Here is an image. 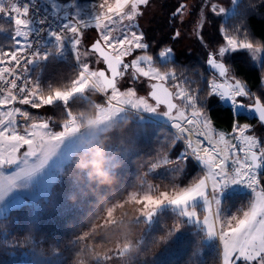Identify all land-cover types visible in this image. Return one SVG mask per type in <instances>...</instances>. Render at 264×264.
<instances>
[{"label": "snow or ice", "instance_id": "1", "mask_svg": "<svg viewBox=\"0 0 264 264\" xmlns=\"http://www.w3.org/2000/svg\"><path fill=\"white\" fill-rule=\"evenodd\" d=\"M14 2L16 6L10 18L13 22L20 21L14 39L16 47L26 51L30 45L19 41L27 40L30 35L27 31L30 7L28 4L21 6L17 0ZM49 2L55 14L63 9V17L71 21L61 26L62 32L52 31L50 35L60 45L72 39L80 75L69 91H57L53 96L44 97L33 82L15 71L20 53L0 49V199L11 195L17 187L16 181L31 179L37 173L40 167L38 150L45 136L60 142L65 158L75 150L74 141L66 140L79 130L71 115V102L77 95L86 94L90 84H95V88L103 92L107 107L105 118L122 109L134 110L140 115L162 114L168 127L175 130V144L183 142L178 157L172 159L169 155V158L184 166L189 160L202 166L203 174L188 185H179L170 193L156 197H143L149 204L147 222L151 223L156 210L166 211L162 206H171L174 211L178 210L180 217L186 218L182 222L203 224L207 234L220 241L222 264H264V178L261 177V170H264V140L261 139L264 136V95L252 92L230 72L226 63V57L240 51L250 53L253 59L264 55V46L250 39L243 28L233 29L232 34L227 28H219L221 43L209 49L204 39L205 26L214 17H224L228 10L220 0H201L195 12L194 34L202 47L209 49L206 65L212 71L207 79L200 73L199 80H181L176 69L169 66L174 49L164 46L154 56L144 33L138 30V19L150 0H100L92 8L91 19L84 22L74 0L63 4H57L56 0ZM240 2L230 0L233 11ZM260 2L264 4V0ZM3 3L4 0H0V6ZM69 9H74V13L70 14ZM187 11V5L181 2L172 17L182 18ZM87 28H94L98 39L85 48L82 38ZM180 37L181 31L176 29L172 38ZM81 51L86 54L83 59ZM136 52L139 54L126 62L125 58ZM92 56L105 68L94 69L89 59ZM41 58L47 60V56L40 57L39 53H33L28 60L35 62ZM125 76L129 77L130 86L122 90L119 85ZM141 78L148 82L146 95H138L136 87L131 86ZM168 85L175 90H170ZM261 86L264 87V79ZM212 98L230 104V131L214 127L207 110ZM57 104L62 106L65 119L70 121L62 124L60 130L54 129L52 118L34 116L20 107L27 105L39 109ZM245 112L255 116L262 130L259 136L252 125L240 123L239 117ZM11 169L15 172L9 171ZM6 171L9 174L6 175ZM178 171L182 173L184 167ZM238 187L250 190L251 199L237 215L227 219L222 215L223 205L235 195ZM200 202L202 212L198 211Z\"/></svg>", "mask_w": 264, "mask_h": 264}, {"label": "trees", "instance_id": "2", "mask_svg": "<svg viewBox=\"0 0 264 264\" xmlns=\"http://www.w3.org/2000/svg\"><path fill=\"white\" fill-rule=\"evenodd\" d=\"M179 4L174 0L167 1L161 8L160 16L154 19L158 18L160 27H154L155 22H150L152 26L144 35L154 56L158 49L171 45L174 49L171 62L181 72H190L192 77L189 80H199L200 73L205 79L210 76L212 70L206 65L207 52L221 43L219 28H227L229 34L233 29L243 28L250 39L264 46V4L260 0H241L226 20L213 18L210 32L213 35L206 33L209 49L198 44L196 48L187 46L182 50V39L174 41L172 38L175 27L166 26ZM4 22L11 21L0 16V23ZM1 47L5 50L13 48L7 44ZM67 55L60 59L54 53L45 64H36L31 70L30 76L46 93H50V87L56 84L70 87L79 77L72 53ZM226 63L230 72L252 92L264 95V87L261 86L264 55L259 62L250 53L240 51L226 57ZM178 75L181 77V74ZM200 86L204 87L203 84ZM100 98L101 95L97 100L92 95L88 99L74 98L71 112L94 116L97 103H101ZM47 110L48 116L60 122L66 120L61 105L48 107ZM207 110L217 130L230 131L231 106L212 98ZM38 114L34 112L33 115ZM239 121L241 124L249 123L258 136L261 134L253 114L245 112ZM111 128V132H102L90 148L107 141L105 170L114 177V183L109 186L89 180L86 172L76 168V162L87 156L90 149L75 153L48 195L11 211L0 221V264H221L220 247L214 241H208L204 226L182 222L186 218L180 217L178 210L174 211L171 206H167L166 211L160 210L153 224L145 219L104 224L106 215L115 205L147 190L146 185L139 184L146 177H152L154 183L162 178L168 179L167 166L161 165L174 162L172 159H176L183 150V142L175 144V131L164 124L134 117L125 118ZM261 139L264 140V136ZM110 161L114 162L111 166ZM155 168L159 171L154 173ZM199 172L196 163L189 160L184 171L173 176L176 182L170 179L169 185L186 186L198 177ZM261 177L264 178V170ZM162 189L163 183L151 187L154 194Z\"/></svg>", "mask_w": 264, "mask_h": 264}, {"label": "rangeland", "instance_id": "3", "mask_svg": "<svg viewBox=\"0 0 264 264\" xmlns=\"http://www.w3.org/2000/svg\"><path fill=\"white\" fill-rule=\"evenodd\" d=\"M43 3L47 4L50 8L51 3L49 0H42ZM167 1L171 0H150V3L148 6L143 7V15L139 17L138 19V24H139V31H142L143 33L146 30H149L150 27V22H155L153 25L154 27L158 26L160 27L159 23L160 21L158 18L156 21H154L155 16L159 17L161 14V8L164 6V4ZM177 2H183L187 5L188 11L185 13L184 17H177L173 18L172 14L170 15L169 19L171 20L168 25H166L168 28L175 27L176 29H180L181 31V37L179 39H182V44L180 49L185 50L187 46H193L196 48L198 44H201L196 35L194 34V20H195V12L199 10V5L201 4V0H174ZM72 1H60L56 0L57 4H63V3H71ZM74 2L78 5L77 11H80L81 13V18L83 19L82 22L90 20L91 19V12L92 8L95 4L100 3V0H74ZM220 4L227 9V14L224 17H221L222 19H227L230 15H232L235 10L233 11L232 6L230 4V0H220ZM6 8V4L3 3L2 6H0V15L3 11V9ZM236 9V7H235ZM53 10V8H52ZM74 9H69L70 14L74 13ZM61 15H64L63 9L59 11ZM64 18V17H63ZM215 18H220V17H214ZM6 20V19H5ZM183 20V23L181 22ZM7 21V20H6ZM65 23H71V21L64 20ZM20 23V21H11L10 23L4 22L0 23V47L2 44H7L11 45V47H16L17 41L14 39V36L17 32V25ZM213 21H209L204 29V39L208 42L209 37L206 35V33H209L210 35H213L210 33L213 27ZM152 26V25H151ZM223 29V28H222ZM32 23L30 22V26L27 28V31L29 33L32 32ZM28 39V38H27ZM98 39V33L94 28H87L83 30V38H82V45L83 47L87 48L91 43ZM8 41V43H4L2 41ZM174 41H177V39H173ZM20 43L26 44L27 40H21L19 41ZM72 42V47H73V41ZM53 44H47L44 45L40 48L39 54L40 57L47 56V60L44 59H38L37 65L39 64H45L52 56H54V53H57L60 49L63 50V45H59L56 50L54 48L52 49ZM174 46V45H173ZM171 47V45H170ZM173 48V47H172ZM54 50V53H53ZM139 53L136 52L133 54L132 57H126L125 60L126 62L130 61L131 59L134 58L135 55H138ZM202 54V53H200ZM85 53L81 51L80 57L83 59L85 57ZM68 55L64 56H56L60 59L66 58ZM174 57V55H173ZM263 55H257L256 60L259 62L262 60ZM73 62L76 65L77 69L79 70V75H80V64L77 63L76 57H75V50L73 48ZM91 66L94 69H101L104 68L105 65L100 62L96 63V57L92 56L89 58ZM36 65V66H37ZM170 67H176L175 63L170 62L169 64ZM177 71V75L182 74L180 79L187 78L189 79L192 77V74L190 72H181L182 70L178 67L175 68ZM179 76V75H178ZM79 78V77H78ZM77 78V79H78ZM76 79V80H77ZM75 80V81H76ZM30 81L33 82L34 85L37 86L39 93L44 96V97H50L53 96L57 91L60 92H67L71 89L72 86L70 87H65L61 84H56L53 87H50V93H46L43 88L37 85V83L30 77ZM147 81L141 78V80L136 83L135 85H131L136 87L138 91V95H146L148 92V87H147ZM121 89H126L129 85V77L125 76L123 80L120 81ZM95 89V90H93ZM92 95L94 99H98L99 95H101L100 102L97 103V108H96V115L94 116H88L84 113L82 114H75L71 112L72 118L75 119V121L78 124L79 130L70 136L66 137L67 139H70L74 141L75 143V150L71 152L67 157L65 158L62 155V146L60 142L54 140L51 137L45 136L44 140L45 142L41 145L39 151V160L37 161V164L40 165V167L37 169V173L32 175L31 179L24 178L16 181L17 187L12 190L11 195L5 196L3 199H0V221L7 217L11 211H14L15 209H21L23 208L27 203L34 202L41 197H44L49 194L51 191L54 183L58 180L59 174L62 171V169L65 167V165L71 160L73 155L77 153L78 151H87L90 149L92 143L100 136L102 132L105 130H108V128L113 127L115 124H117L119 121L125 119V118H134L137 117L141 119L142 121H149V122H154L158 124H164L168 127L167 122L164 118H162V114L160 115H140L134 110H121L119 112H113L111 116L108 118H105L106 113H107V107L104 102V96L103 92L100 91L98 88H95V84H90L89 85V90L87 91L86 94H79L75 98H84L88 99V96ZM73 100V99H72ZM247 102V101H245ZM223 104L225 105H230L227 102L222 101ZM25 108L27 111L30 113L34 114V112L39 113L37 117H44V118H52V125L55 130H60V126L65 123H69L70 121L64 120V121H58L57 119H54L53 117H50L47 115L48 110L47 108L50 106H44L39 109H32L27 105L20 106ZM129 112H132L131 115H129ZM35 116V115H34ZM88 116V117H87ZM85 123H87L88 128L85 129ZM92 129H95L94 131ZM174 130V129H172ZM175 131V130H174ZM161 155V154H160ZM195 162V161H194ZM196 163V162H195ZM110 166L114 164L113 161L109 162ZM197 165V164H196ZM161 166H167L168 174L169 177L168 179H160L157 180L156 183H154L155 180L152 179V177H146L143 183L139 184H144L147 187V190L140 195H132L129 199H125L123 202L120 204L115 205L108 215H106V222L107 223H120V222H133V221H139L142 219L146 220V209L149 208V204L147 201L143 199L145 195H152L153 197L158 196L161 193L168 192L170 193L174 188L178 187L175 184L169 185L170 179H173L174 183L176 182V177L173 176H178L180 172L178 169H181L184 167L182 163H165V165ZM199 168V175L203 174L202 171V166L197 165ZM165 168V167H164ZM11 172H15V169L9 170ZM159 168L154 169V173L158 172ZM263 173V170H261V175ZM9 174L8 171H6V175ZM14 175V174H13ZM157 183H163L164 189L161 191L153 192L151 190V187L156 185ZM162 187V186H160ZM235 194L232 198H230L228 201H226L223 205V210H222V215L226 217L227 219H231L233 216L237 215L238 211L244 207L247 206L249 202V198L251 197L250 190L245 189L243 187H238L235 190ZM240 197H237V196ZM250 196V197H249ZM168 205H164L162 207H167ZM202 207V202H200V209L198 211H201ZM160 210H156L155 214L153 215L152 221L149 224H153L157 218V214ZM138 223L137 225H139ZM203 225V224H200ZM208 241H214V243H217L220 247L221 250V244L218 239L215 237H210L208 235ZM222 264V261H221Z\"/></svg>", "mask_w": 264, "mask_h": 264}, {"label": "built area", "instance_id": "4", "mask_svg": "<svg viewBox=\"0 0 264 264\" xmlns=\"http://www.w3.org/2000/svg\"><path fill=\"white\" fill-rule=\"evenodd\" d=\"M15 4L14 0H7ZM17 2L22 6L23 4H28L30 7L29 18L36 22V27L30 34L29 44L30 47L24 51L22 49H12L7 51H14L20 53V63L15 66V71L21 76L25 77L30 81V70L34 65V62H29L28 57H31L33 53H38L39 49L48 40V33L52 31L62 32L61 27L63 23L59 19V15L55 14L45 8L44 5L39 1L35 0H17ZM16 6V5H15ZM11 10L6 13L7 18L12 17ZM71 36V33L68 34ZM64 45L71 46L70 38L63 41ZM58 54L61 56L64 54L63 50H59ZM36 61V60H35ZM23 123V121H21Z\"/></svg>", "mask_w": 264, "mask_h": 264}, {"label": "clouds", "instance_id": "5", "mask_svg": "<svg viewBox=\"0 0 264 264\" xmlns=\"http://www.w3.org/2000/svg\"><path fill=\"white\" fill-rule=\"evenodd\" d=\"M85 129L88 128L85 123ZM93 131L95 129H92ZM113 129L108 128V132ZM107 141H102L98 146L90 148L87 156L81 157L76 162V168L81 172H86L88 179L93 182H98L101 185H111L114 183V177L105 170L106 164V148L105 144ZM135 250V249H133Z\"/></svg>", "mask_w": 264, "mask_h": 264}, {"label": "water", "instance_id": "6", "mask_svg": "<svg viewBox=\"0 0 264 264\" xmlns=\"http://www.w3.org/2000/svg\"><path fill=\"white\" fill-rule=\"evenodd\" d=\"M105 68V67H104ZM104 68H101V69H104ZM168 87L170 88V90L174 91L173 89H171V87L168 85Z\"/></svg>", "mask_w": 264, "mask_h": 264}]
</instances>
